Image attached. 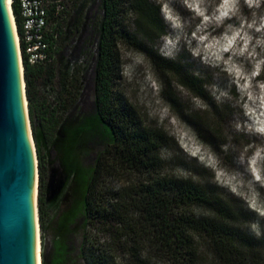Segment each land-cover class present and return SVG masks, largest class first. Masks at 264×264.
Wrapping results in <instances>:
<instances>
[{
  "label": "trees",
  "instance_id": "trees-1",
  "mask_svg": "<svg viewBox=\"0 0 264 264\" xmlns=\"http://www.w3.org/2000/svg\"><path fill=\"white\" fill-rule=\"evenodd\" d=\"M87 1L71 0L70 11L67 6L59 16L50 13V63L30 65L22 59L37 158L41 264H118L119 250L125 252L127 264H147L141 253L171 264H190L198 257L199 240L206 243L219 264H245L259 240L232 227L248 220L249 214L236 207L234 200L219 195L218 188L162 174L166 163L163 152L174 139L158 127L145 125L117 89L119 46L145 49L156 46L168 33L159 3L99 0L101 14L92 22L96 36L94 112L89 118L76 112L78 69L70 70L62 45L77 37L76 18ZM11 9L19 25L18 0H12ZM152 63L171 76L168 85L173 79L194 98H208L205 80L185 70L184 64L157 51ZM162 93L171 107H176L173 94L167 89ZM213 108L219 117L220 111ZM195 116L188 117L196 135L213 145L220 137L218 129H214L216 135L207 138L209 126ZM90 147L97 151L91 164L85 166L82 157L91 152ZM51 151L66 184L67 200L64 195L60 207L57 198L48 199L46 189ZM196 208H203L207 214H195ZM77 223L80 244L72 254L68 238ZM48 233L55 239L49 259L45 254Z\"/></svg>",
  "mask_w": 264,
  "mask_h": 264
},
{
  "label": "rangeland",
  "instance_id": "rangeland-1",
  "mask_svg": "<svg viewBox=\"0 0 264 264\" xmlns=\"http://www.w3.org/2000/svg\"><path fill=\"white\" fill-rule=\"evenodd\" d=\"M151 1L160 4L168 33L156 46L147 45L145 49L119 46L121 71L117 89L145 125L158 127L174 139L163 152L166 163L162 174L218 188L219 195L234 200L236 207L249 214L248 220L238 221L232 228L259 240L245 264H264V0ZM70 2L66 5L68 11ZM100 14V1L88 0L76 18L77 37L62 45L70 70L78 69L80 89L75 110L87 118L94 112L96 36L92 22ZM155 51L201 76L208 98H194L173 79L168 85L171 76L152 63ZM53 88L56 90L57 84ZM164 89L173 94L176 107H171L162 93ZM190 115L209 126L207 138L219 134L213 145L196 135ZM214 129H218L216 134ZM90 148L91 152L82 157L85 166L91 164L97 151ZM49 160L48 174L54 170L53 183L61 186L54 197L60 207L64 205L60 200L66 193L65 178L53 151ZM194 213L207 214L203 208H196ZM78 224L68 238L72 254L80 244ZM54 241L53 234L48 233V259L53 254ZM197 251L196 261L190 264H219L204 241H198ZM124 253H116L118 264H127ZM141 258L147 264H171L144 253Z\"/></svg>",
  "mask_w": 264,
  "mask_h": 264
},
{
  "label": "water",
  "instance_id": "water-1",
  "mask_svg": "<svg viewBox=\"0 0 264 264\" xmlns=\"http://www.w3.org/2000/svg\"><path fill=\"white\" fill-rule=\"evenodd\" d=\"M54 172L50 171L46 182L49 200L61 187L53 183ZM37 183V158L10 5L0 0V264H38Z\"/></svg>",
  "mask_w": 264,
  "mask_h": 264
},
{
  "label": "built area",
  "instance_id": "built-area-1",
  "mask_svg": "<svg viewBox=\"0 0 264 264\" xmlns=\"http://www.w3.org/2000/svg\"><path fill=\"white\" fill-rule=\"evenodd\" d=\"M69 0H18L19 25L12 13L10 1V12L20 63L22 59L27 60L30 65H45L52 61L53 56L48 36V19L50 13L59 16L65 9Z\"/></svg>",
  "mask_w": 264,
  "mask_h": 264
},
{
  "label": "bare ground",
  "instance_id": "bare-ground-1",
  "mask_svg": "<svg viewBox=\"0 0 264 264\" xmlns=\"http://www.w3.org/2000/svg\"><path fill=\"white\" fill-rule=\"evenodd\" d=\"M11 0H8L9 4H10ZM37 262L38 264H40V245H39V240H38V245H37Z\"/></svg>",
  "mask_w": 264,
  "mask_h": 264
}]
</instances>
